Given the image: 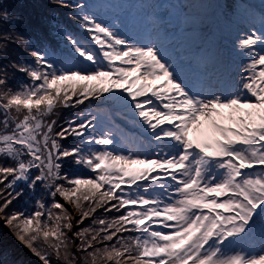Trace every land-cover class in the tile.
Returning <instances> with one entry per match:
<instances>
[{
  "label": "snow or ice",
  "instance_id": "obj_1",
  "mask_svg": "<svg viewBox=\"0 0 264 264\" xmlns=\"http://www.w3.org/2000/svg\"><path fill=\"white\" fill-rule=\"evenodd\" d=\"M50 3L33 37L0 0L4 227L40 264H264V0Z\"/></svg>",
  "mask_w": 264,
  "mask_h": 264
},
{
  "label": "trees",
  "instance_id": "obj_2",
  "mask_svg": "<svg viewBox=\"0 0 264 264\" xmlns=\"http://www.w3.org/2000/svg\"><path fill=\"white\" fill-rule=\"evenodd\" d=\"M7 2L12 6L13 11L19 13L27 21L26 25L22 26L21 31L33 37L38 32L47 35L48 21L56 13H62L63 11L50 3V0H7ZM31 260L34 261V264H40L38 261Z\"/></svg>",
  "mask_w": 264,
  "mask_h": 264
},
{
  "label": "rangeland",
  "instance_id": "obj_3",
  "mask_svg": "<svg viewBox=\"0 0 264 264\" xmlns=\"http://www.w3.org/2000/svg\"><path fill=\"white\" fill-rule=\"evenodd\" d=\"M20 55L23 56V53H20ZM84 223L88 224L89 221L85 220ZM29 257L39 262L38 258L34 257L28 249L16 241L9 230L0 222V264H34V261L29 260Z\"/></svg>",
  "mask_w": 264,
  "mask_h": 264
}]
</instances>
